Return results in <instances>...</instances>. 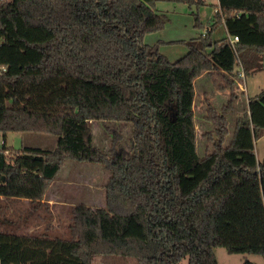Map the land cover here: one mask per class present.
<instances>
[{
	"label": "trees",
	"instance_id": "16d2710c",
	"mask_svg": "<svg viewBox=\"0 0 264 264\" xmlns=\"http://www.w3.org/2000/svg\"><path fill=\"white\" fill-rule=\"evenodd\" d=\"M160 2L206 4L0 0V199L42 206L69 159L112 172L105 207L72 206L65 237L49 234L52 222L19 234L0 206V264H218V247L264 257V161L255 152L264 126L244 112L226 144L237 68L247 76L264 59V0H219L211 30L195 39L200 48L190 42L176 62L160 52L164 42H145L166 26ZM222 25L230 37L213 41ZM205 73L220 74L231 96L221 110L207 106L214 137L205 134L213 145L201 158L194 82ZM91 121L131 124V150L120 149L116 132L110 152L101 150ZM14 132L54 135L57 144L15 150L6 141Z\"/></svg>",
	"mask_w": 264,
	"mask_h": 264
},
{
	"label": "rangeland",
	"instance_id": "374dc122",
	"mask_svg": "<svg viewBox=\"0 0 264 264\" xmlns=\"http://www.w3.org/2000/svg\"><path fill=\"white\" fill-rule=\"evenodd\" d=\"M206 4L200 7L194 6L192 9L182 3L160 2L157 4L156 11L166 20V26L162 31L148 34L145 42L150 45L159 44L160 52L171 62H176L186 56L190 50L189 43L200 48L198 39L211 30V22L215 14L216 0H205ZM200 17L201 28L196 26V16ZM227 32L224 26H219L212 34L213 41H220L227 38ZM163 40V41H162ZM174 41H184L185 44H170ZM239 71L241 66L237 68ZM197 78L195 84V123L197 129V153L199 157H204L212 149L213 141L205 137V134L211 133L214 137V126L205 120L208 104L217 110L228 103L231 96V90L225 88V81L220 74H208ZM204 75V74H203ZM237 88V89H236ZM236 90L233 93L237 95L234 110L227 114L228 127L230 135L226 144L232 139V133L235 129L236 120L246 112L251 121L260 123L264 126V101L258 100V96L264 91V59L262 66L258 71L251 72L245 78L237 80ZM239 98V100H238ZM256 101V103H255ZM250 104H253L251 107ZM256 105V106H255ZM94 144L101 150L109 153L113 136L119 134L118 141L120 149L127 152L132 147V126L128 123L119 122H90ZM0 139L3 136L0 135ZM57 137L50 134L41 133H9L7 135V146L15 150H21L23 147L40 148L43 150H53L56 146ZM255 152L259 162L264 161V131L255 142ZM65 168L62 170L59 182L66 177L67 182L63 185L65 194L70 197H63L64 204L58 203L51 208L45 200L42 199V206L35 205L27 199L6 200L0 199V206L3 207L1 213L9 220H15L17 233L36 231L44 232L49 223L53 226L49 230L52 237L67 236V225L70 222V208L72 205L84 204L94 208L105 207V185L111 176V168L108 165L95 164L90 162H76L66 160ZM69 176V177H67ZM52 184V183H51ZM59 190L58 182L53 185V193ZM89 188L91 192L88 191ZM95 191V193H94ZM53 193H47V199L54 197ZM56 202V200L54 201ZM33 213V214H32ZM32 214V215H31ZM52 215V219H47V215ZM45 217V218H43ZM48 217V216H47ZM56 218V219H55ZM52 220V221H51ZM55 223V224H53ZM19 224V225H18ZM215 255L218 264H245L247 261L253 264H264V257L256 254L239 253L230 254L225 248L215 249ZM134 260L123 261L113 258L111 264H134ZM102 258L98 257L95 264H102Z\"/></svg>",
	"mask_w": 264,
	"mask_h": 264
},
{
	"label": "crops",
	"instance_id": "0c3cea01",
	"mask_svg": "<svg viewBox=\"0 0 264 264\" xmlns=\"http://www.w3.org/2000/svg\"><path fill=\"white\" fill-rule=\"evenodd\" d=\"M215 6H218L219 5V0H216V2H215V4H214ZM222 26H224L225 27V30H226V32H227V29H226V26L225 25H222ZM227 34H228V32H227ZM230 36H229V34L227 35V38H229ZM163 41V40H162ZM206 75H208V74H206ZM203 76H205V74L204 75H202L201 77H203ZM201 77H199V78H201ZM198 78V79H199ZM197 80V79H196ZM196 80H195V82H196ZM237 89V88H236ZM235 89V90H236ZM196 99V98H195ZM238 100H239V98H238ZM194 110H195V103H194ZM56 144H57V141L55 142ZM56 147V146H55ZM65 168V166H63L62 167V169H61V171L59 172V174L57 175V177L54 179V181L52 182V184L50 185V188H49V190H48V194L49 193H53V191H52V187H53V185H55V184H57V182H58V186H59V190H58V187L56 188L57 189V193H53L55 196L54 197H51V198H49V199H47V195L48 194H46V196H45V200L43 201V203L44 202H47V203H49L48 205L51 207V208H53L54 207V205H57L58 203H61V204H64V200H63V197H65L66 199H70V197L69 196H67V195H64L65 193V187L63 186V185H65L67 182H65L66 181V177H63L62 178V181L61 182H59L58 181V179H59V177H60V174H61V172H62V170ZM67 177H69V176H67ZM91 189L92 188H89L88 189V191L89 192H91ZM94 193H95V191H94ZM56 200V202H54ZM81 204V203H80ZM76 205H79V204H76ZM76 205H72V206H76ZM92 207V206H91ZM92 208H94V207H92ZM49 216V215H48ZM56 219V218H55ZM53 224H55V223H53Z\"/></svg>",
	"mask_w": 264,
	"mask_h": 264
},
{
	"label": "built area",
	"instance_id": "2783aa9c",
	"mask_svg": "<svg viewBox=\"0 0 264 264\" xmlns=\"http://www.w3.org/2000/svg\"><path fill=\"white\" fill-rule=\"evenodd\" d=\"M238 40H239L238 37H234V38L231 39V43L235 44ZM243 77L245 78V74L243 72V69L241 68L240 69V78H243ZM4 145H5L4 140L0 139V149H2L4 147Z\"/></svg>",
	"mask_w": 264,
	"mask_h": 264
}]
</instances>
